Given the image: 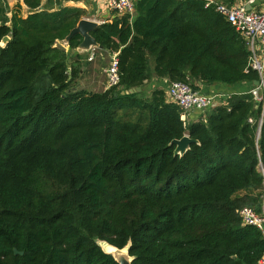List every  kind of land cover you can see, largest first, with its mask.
<instances>
[{"label":"trees","instance_id":"1","mask_svg":"<svg viewBox=\"0 0 264 264\" xmlns=\"http://www.w3.org/2000/svg\"><path fill=\"white\" fill-rule=\"evenodd\" d=\"M23 3L0 22V264H118L97 241L129 243L131 264H260L264 234L238 210L264 212L262 101L233 93L183 120L144 87L260 79L216 2L133 0L132 16L99 23L90 34L119 74L101 91L77 86L80 34L54 46L85 11ZM184 134L195 141L174 154Z\"/></svg>","mask_w":264,"mask_h":264},{"label":"built area","instance_id":"2","mask_svg":"<svg viewBox=\"0 0 264 264\" xmlns=\"http://www.w3.org/2000/svg\"><path fill=\"white\" fill-rule=\"evenodd\" d=\"M249 0L248 2H252ZM213 2L209 1L208 3ZM215 10L223 15L246 39L251 51L248 65L259 74V84L249 90L255 99L262 101L264 111V93L257 97V91L263 86L264 90V8L262 10H247L243 4L226 5L215 3ZM105 6L114 15H129L134 12L133 0H106ZM259 44V48H258ZM93 47L89 51L87 60H92L94 56ZM263 52V56L261 55ZM106 76V88L116 86L119 82L117 52H110L109 62L104 69ZM166 95L168 99L176 103L181 109V119H186L190 111H202L220 104H224L226 99H220L219 94H208L199 90H194L183 81H169ZM227 98V97H226ZM238 214L243 224L253 225L264 234V212L257 213L249 206H243L238 210Z\"/></svg>","mask_w":264,"mask_h":264},{"label":"crops","instance_id":"3","mask_svg":"<svg viewBox=\"0 0 264 264\" xmlns=\"http://www.w3.org/2000/svg\"><path fill=\"white\" fill-rule=\"evenodd\" d=\"M106 0H41L43 6H45L49 10H55L59 7L63 6H73L79 7L85 11V17L91 18L93 20L98 21L99 23L103 22L104 20H111L114 17V13L106 8L105 6ZM216 3H223L226 5H235V4H243L247 10H262L264 8V0H253L252 2H248L249 0H233L232 3L228 4L223 2V0H209ZM16 4L21 5V14L22 16H26L28 13V8L24 5L23 0H0V22H4L5 24H9V20L13 11V8ZM249 48V46H248ZM259 48V44H258ZM84 53V52H80ZM87 53V52H86ZM89 53V52H88ZM263 52H261V55ZM104 54V55H103ZM110 53L102 51L100 48H96L94 50V56L92 60L89 61H97L104 59L105 56L109 58ZM90 62V63H92ZM97 63V62H96ZM96 63L91 64L94 66ZM95 67V66H94ZM83 73V69H82ZM105 75V73H104ZM264 75V72H263ZM106 81V76H105ZM144 85L145 88L151 90L153 88H163L166 94L167 86L169 84V80L165 78H156L151 77V79L147 80ZM200 88L199 91L208 93V94H219L220 99H226V97L230 96L233 93H239L247 91L246 89V82L236 83L234 85H225L220 83H208L204 84L198 82ZM254 86V85H253ZM106 89V83L104 82L103 90ZM249 91V90H248ZM167 97V95H166ZM168 99V97H167ZM209 110V109H208ZM206 110V111H208ZM205 111V112H206ZM202 111H190L187 115L188 120H195L199 114L205 113ZM264 258V257H263ZM263 263V262H261ZM260 263V264H261Z\"/></svg>","mask_w":264,"mask_h":264},{"label":"water","instance_id":"4","mask_svg":"<svg viewBox=\"0 0 264 264\" xmlns=\"http://www.w3.org/2000/svg\"><path fill=\"white\" fill-rule=\"evenodd\" d=\"M98 24H99V22L96 20H93V19L87 18V17H82L81 19H79L77 24L69 31V33L65 36V38L62 40H57L55 42L54 46L66 51L68 48L67 42H68L69 38L73 34L78 33L81 35L82 40L75 48H72L70 50L71 54H73L75 52L86 53V52H89L90 49H92L93 47L102 49V46L99 45L90 34V31L94 27H96ZM8 40H9V36H7V35L3 36L1 41H0V45L4 46ZM68 64H69V62H68ZM253 84H254V86L258 85L259 80H254ZM133 91H140V87L130 88L127 91H121V93L133 92ZM259 132H260V126L258 127V130H257V136L259 135ZM193 141H195V140L190 138L187 134H184L180 138L172 139L170 143L174 144V146H175L174 147V154L182 155L188 149L189 144ZM97 243L100 245L101 249L104 252L111 254L113 256V258L117 261L118 264H131L132 256H130L128 253L129 243H127V245H125L122 248H118L112 244H109L106 241H97ZM102 243L107 244L108 246H111V247H113V248H115L121 252L118 255H116L114 252L106 250L102 246ZM14 253L21 254L22 252L14 249Z\"/></svg>","mask_w":264,"mask_h":264},{"label":"rangeland","instance_id":"5","mask_svg":"<svg viewBox=\"0 0 264 264\" xmlns=\"http://www.w3.org/2000/svg\"><path fill=\"white\" fill-rule=\"evenodd\" d=\"M85 17V16H83ZM88 18V17H87ZM68 50V48H67ZM66 50V51H67ZM83 58H82V69H83V73L82 75L79 77L78 79V84L77 86L80 88H85L89 91H101L103 90L104 87V82H105V75H104V69L106 68L108 62H109V58L108 56H105L104 59H101L99 62L97 61H89L87 60L89 53H82ZM104 55V54H103ZM92 62V63H90ZM97 62V63H96ZM96 63L94 66H91V64ZM151 67H152V62H151ZM264 78V75H263ZM146 83H144L145 85ZM252 88H254V86H252L249 83H246V89L247 90H251ZM147 89V88H146ZM148 90V89H147ZM150 90H148L147 93H149ZM264 90H263V86L260 87L257 91V97L260 95H263ZM102 246L110 251V246H108L107 244L102 243ZM263 262V263H261ZM259 263L264 264V258H262Z\"/></svg>","mask_w":264,"mask_h":264},{"label":"bare ground","instance_id":"6","mask_svg":"<svg viewBox=\"0 0 264 264\" xmlns=\"http://www.w3.org/2000/svg\"><path fill=\"white\" fill-rule=\"evenodd\" d=\"M111 247V246H110ZM110 251L111 252H114L116 255H118L121 251H118L117 249H115V248H113V247H111L110 248Z\"/></svg>","mask_w":264,"mask_h":264}]
</instances>
